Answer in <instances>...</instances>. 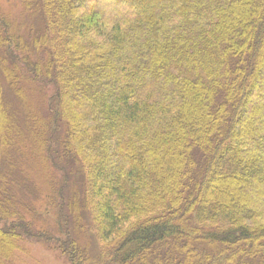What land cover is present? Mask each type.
I'll list each match as a JSON object with an SVG mask.
<instances>
[{
    "label": "trees",
    "instance_id": "obj_1",
    "mask_svg": "<svg viewBox=\"0 0 264 264\" xmlns=\"http://www.w3.org/2000/svg\"><path fill=\"white\" fill-rule=\"evenodd\" d=\"M22 2L29 39L0 8V264L27 238L70 264H264V0ZM26 77L55 88L44 139L13 106ZM26 141L63 172L65 239L28 220Z\"/></svg>",
    "mask_w": 264,
    "mask_h": 264
},
{
    "label": "rangeland",
    "instance_id": "obj_2",
    "mask_svg": "<svg viewBox=\"0 0 264 264\" xmlns=\"http://www.w3.org/2000/svg\"><path fill=\"white\" fill-rule=\"evenodd\" d=\"M0 8L4 15L9 16L11 22L17 25L18 32L24 35L25 39H29L33 36L32 30L30 31V26L33 23L32 13L28 12V8H25L22 0H0ZM36 26V25H34ZM13 33V30H12ZM20 73H25L22 67H19ZM35 78H27L22 80L21 87L24 89L26 94V99L16 100L15 106L19 114V120L21 125L25 122L22 119L27 116V113L31 115L30 123H28V128H32L33 132L37 137H47V101L48 97L52 95L55 88L53 85L41 81L34 80ZM33 81V82H31ZM20 102V103H18ZM20 106V107H19ZM22 106V107H21ZM73 108V107H72ZM21 111V112H20ZM11 114H14L12 109ZM16 116V115H15ZM19 123V124H20ZM15 134L13 129L10 128L5 134L4 131L1 132L2 137L9 138ZM23 149L22 153L25 156V161H23V167L25 172L29 175L31 183L35 184L36 195L30 196L28 191L24 189L26 198H30L29 201H33L36 206V211L39 214V219L32 220L28 217V220L32 221L33 227L36 230H47L53 234L56 238L65 239V235H60V228H58V222L60 223L59 214L57 213V203L51 204V196L46 191L47 188L44 184L53 185L57 184V180H60L62 173L56 171L51 166V162L48 159V153L45 147H37L36 141L33 145L34 150L30 148V141H26L25 144H21ZM42 146V145H41ZM76 149V148H75ZM23 160V159H22ZM18 173L17 176H20ZM45 179L46 182L42 179ZM74 180L77 176L73 175ZM29 184V183H28ZM30 186V185H29ZM32 189L34 186H30ZM50 190V188H49ZM38 196V197H37ZM38 198V199H37ZM37 199V200H36ZM58 214V215H57ZM79 212H73L72 216L76 217ZM73 225V224H72ZM77 240L79 244L88 246L89 248L95 247V236L92 231L87 229H82L79 225H76ZM90 242V243H89ZM91 244L90 246L88 245ZM13 264H70L67 256L62 252L59 242H46L45 240H40L38 238H27L21 243V250L18 251Z\"/></svg>",
    "mask_w": 264,
    "mask_h": 264
}]
</instances>
